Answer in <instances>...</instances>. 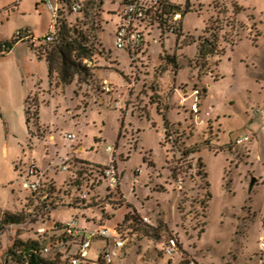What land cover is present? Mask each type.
I'll use <instances>...</instances> for the list:
<instances>
[{
    "label": "rangeland",
    "instance_id": "1",
    "mask_svg": "<svg viewBox=\"0 0 264 264\" xmlns=\"http://www.w3.org/2000/svg\"><path fill=\"white\" fill-rule=\"evenodd\" d=\"M83 1L85 11L66 21L87 37L92 66L69 85L57 72L60 62L49 79L44 57L28 46L0 56V264H22L9 262L7 251L38 228L75 219L80 229L114 230L127 216L150 224L127 226V244L113 264H264V0H170L183 14L181 33L149 29L134 62L115 48L122 0ZM18 5L36 40H44L53 12L42 0ZM15 28L11 18L5 32L11 36ZM212 33L220 55L202 58L199 40ZM24 49L31 62L22 59ZM165 55L175 56L177 70ZM33 79L43 85L28 101L31 114L40 116L29 131L24 92ZM162 115L172 125L169 136ZM246 133L252 139L236 146ZM191 149L200 152L184 157ZM112 160L120 178L116 192L100 174ZM31 167L55 183L57 207L49 218L30 219L38 212L23 188ZM83 191L90 198L77 210ZM4 213L24 221L2 224ZM172 239L178 248L169 255ZM103 243L93 241L87 260L98 261ZM58 251L76 256L80 244Z\"/></svg>",
    "mask_w": 264,
    "mask_h": 264
},
{
    "label": "trees",
    "instance_id": "2",
    "mask_svg": "<svg viewBox=\"0 0 264 264\" xmlns=\"http://www.w3.org/2000/svg\"><path fill=\"white\" fill-rule=\"evenodd\" d=\"M43 1V0H42ZM84 3V2H83ZM84 8L83 11H85ZM104 5L102 0L101 6ZM238 8V7H236ZM188 5L185 8V11L188 12ZM180 10L178 6L172 5L170 0H162L159 4V7L154 9L152 12L155 15V22L158 26V30H164V26L171 20L172 15ZM239 10V8H238ZM81 12V13H82ZM80 13V14H81ZM69 15H76L72 13L69 4L64 6L61 9L58 17L55 21L54 26V34L55 38L52 42H47L44 40H39V42H32V38L34 34L29 28L18 29L12 40L0 42V56H4L11 52L13 47L18 43L28 44L37 54L39 59L46 60L48 64L49 70V79L52 78V75L55 71V64L60 62V67L58 74L61 78V82L63 85H69L75 76L81 74L83 71L88 72L89 68H87L83 61L86 59H91L93 56V48L88 46V39L82 34V31L74 27H70L67 24V17ZM79 15V14H77ZM19 32L20 36H17L16 33ZM209 32V30L207 31ZM181 33V32H180ZM179 34V33H174ZM196 43L194 39L189 45ZM47 47V48H46ZM49 47H52L50 50ZM198 54L200 57H214L216 55H220L219 51V40L216 34L212 33L209 37H205L199 40L198 43ZM164 59L167 64L173 67V70H177L179 68L177 61L175 60V56L171 57L170 55H165ZM30 96L25 101V105L28 104L27 108L25 107L26 112V125L28 126V130L30 131V124L32 123V119L34 120V124H37V120H40V116L38 111L31 114V104H29ZM165 135L169 136V129L172 126L167 119L166 115H162ZM31 134V133H30ZM200 151L198 149H191L184 151L182 154L184 157H189L192 154H197ZM69 172V171H67ZM101 179L107 183V186L111 192H116L118 187L111 188L103 176V170L100 172ZM77 182V180H75ZM79 185H77L78 187ZM210 186V185H209ZM55 183H48L47 180L43 184L42 189L38 193L30 194L34 198L35 201V211L30 213L31 218H49L52 211L57 207V203L55 204V196L54 193ZM55 195V196H54ZM46 196V199L43 200V197ZM79 196V195H78ZM208 197H211L210 195ZM88 197L85 200H81L77 197L76 203L78 205L77 210H80L79 205L84 204ZM24 221V217L22 215H11L9 213H4L2 217V224H14L20 225ZM144 225L142 219H139L138 222L135 218L127 216L124 220V223L120 226H116V231L122 235L127 228V226L133 225ZM34 238L28 239L26 241L15 240L12 246L7 251V257L9 262L19 261L22 264H26L29 260H31V264H72L71 255L67 254L62 256L59 255V248L67 246V244L74 240V238L70 237L64 228L58 229H48L44 233H39L37 230L33 233ZM98 239V238H97ZM95 239V240H97ZM101 239V238H100ZM127 244V243H126ZM104 245V244H103ZM170 245V242L168 246ZM126 246V245H125ZM69 247V246H68ZM177 247V246H176ZM49 248L50 254L46 255L44 253V249ZM178 248V247H177ZM58 251V252H57ZM123 249L120 251L122 253ZM120 253L117 257L120 256ZM116 257V258H117ZM80 264H105L103 260V255L100 253L98 261L92 262L90 260L83 259ZM113 264V263H112Z\"/></svg>",
    "mask_w": 264,
    "mask_h": 264
},
{
    "label": "built area",
    "instance_id": "3",
    "mask_svg": "<svg viewBox=\"0 0 264 264\" xmlns=\"http://www.w3.org/2000/svg\"><path fill=\"white\" fill-rule=\"evenodd\" d=\"M83 0H43L42 3L45 4L54 14V21L52 30L47 34L45 40L47 42H52L55 38L54 34V26L55 21L60 13L61 9L64 6L69 4V7L74 14H80L84 8ZM162 0H122L121 3V13H120V21L117 24V29L115 32V48L117 50L125 51L129 54L132 59V62L136 61L137 55L143 53L144 50V38L145 34L149 29H157L158 26L155 22V15L152 12L154 9L159 7V4ZM183 18V14L180 10L176 11L171 20L168 21L166 26H164L165 30L171 33H180L181 25L180 21ZM17 36H20V33H16ZM32 42H39L35 37L32 38ZM143 49V50H142ZM84 65L87 68L92 66V60L86 59L83 61ZM104 92L111 93L113 91V87L111 84L104 81L103 83ZM196 97H198V92H196ZM191 110L194 113H198V98L196 99ZM67 137L70 140H75L76 136L74 134H69ZM253 135L246 133L239 135L235 140L236 146H242L248 141L252 139ZM107 152H112L111 147L106 148ZM62 170L67 172L69 171V166L66 163L62 166ZM103 176L108 182L109 186L113 189L118 187L120 184V178L117 174L116 167L112 160V163L103 169ZM46 178L45 174L39 172L35 167H31L28 171V175L23 182V188L30 194H35L42 189L43 184L45 183ZM88 194L83 191L80 193L79 198L81 200L87 199ZM46 199V196L43 197V200ZM144 224H150L149 218L142 219ZM64 228L67 234L74 238V240L70 241L66 247L70 248L73 244H80V253L76 256H71L72 264H80L83 259L87 258V252L93 244L95 239H102L104 241V250H103V260L105 264H112L115 258L119 255L120 251L124 248L126 244V237L120 235L116 231V227L114 230H110L107 227L100 226L96 229H80L78 220H72L66 224H54L48 229H58ZM47 229L38 228L37 232L44 233ZM176 243L172 239L170 240V245L167 248V253L169 255H173L176 250ZM259 248L264 253V238L259 244ZM44 253L46 255L50 254V249L45 248ZM190 264H194L191 262ZM263 264V262H262Z\"/></svg>",
    "mask_w": 264,
    "mask_h": 264
},
{
    "label": "crops",
    "instance_id": "4",
    "mask_svg": "<svg viewBox=\"0 0 264 264\" xmlns=\"http://www.w3.org/2000/svg\"><path fill=\"white\" fill-rule=\"evenodd\" d=\"M20 1L21 0H0V42L12 40V38L14 36V33L18 29H22V28H29V29H31L32 32H33V34H34L35 39H37V37H38V35H35V29H36L35 26L32 23L29 24L27 21L24 20V17L25 16H24V14H22L20 12L19 5H18V3ZM11 18H13L15 20V22H16V28H15V32L11 36H9L5 32V24L7 22H9ZM52 27H53L52 25L49 27L48 32H50L52 30ZM20 46H28V48H30V50H32L31 52H34L36 54V52L28 44L26 45L24 43H18V44H16L13 47V49L11 50V52H15L18 48H20ZM25 50H27V49H24L22 51V53H25L26 52ZM30 54H32V53H29L27 51L22 56L23 57L22 59L24 60V62H27V61H30L31 62L32 55H30ZM27 57H30V60ZM45 62H46V60H45ZM46 64H47V62H46ZM47 66H48V64H47ZM48 73H49V70H48ZM25 83H26V80H24L23 86L25 85ZM38 85H43V81L40 80V79H33L32 80V85L30 87H26L25 88V92H24V96H25L24 97V105H25V101L28 98V96H30L38 88ZM26 86H28V83H26ZM25 121H26V112H25ZM84 229H87V228H84ZM88 229H91V228H88Z\"/></svg>",
    "mask_w": 264,
    "mask_h": 264
},
{
    "label": "water",
    "instance_id": "5",
    "mask_svg": "<svg viewBox=\"0 0 264 264\" xmlns=\"http://www.w3.org/2000/svg\"><path fill=\"white\" fill-rule=\"evenodd\" d=\"M256 183H257V180H256L255 178H252L251 183H250V189H251V190H252L253 187L256 185Z\"/></svg>",
    "mask_w": 264,
    "mask_h": 264
}]
</instances>
